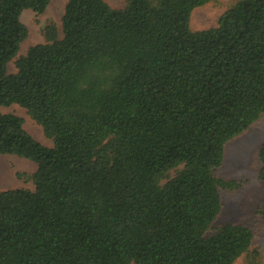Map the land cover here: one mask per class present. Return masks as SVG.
<instances>
[{
    "label": "trees",
    "instance_id": "16d2710c",
    "mask_svg": "<svg viewBox=\"0 0 264 264\" xmlns=\"http://www.w3.org/2000/svg\"><path fill=\"white\" fill-rule=\"evenodd\" d=\"M51 1L0 0V156L37 164L33 189L0 191V264H251L254 231L215 225L242 183L216 171L264 119V0L203 30L191 14L212 0H68L62 36L19 55L22 12ZM259 159L264 181V143Z\"/></svg>",
    "mask_w": 264,
    "mask_h": 264
},
{
    "label": "rangeland",
    "instance_id": "374dc122",
    "mask_svg": "<svg viewBox=\"0 0 264 264\" xmlns=\"http://www.w3.org/2000/svg\"><path fill=\"white\" fill-rule=\"evenodd\" d=\"M68 0H53L43 13L25 9L21 21L28 28V35L22 42L19 55L32 45L46 41L45 31L49 25H55L62 36L61 20ZM113 7L120 8L125 0H107ZM234 0H212L197 7L191 14V28L203 30L214 27L222 13ZM15 60L9 63V71H15ZM3 113H12L24 119V128L41 143L51 146L52 140L45 136L41 125L28 115L26 109L17 104L2 107ZM264 143V119L255 121L246 131L227 142L224 159L216 174L228 179H236L242 185L235 191L222 189V209L215 222L216 226L225 223H244L254 231L252 247L260 250L251 264H264V215L259 211L264 205V181L258 178L260 169L259 150ZM37 164L30 159L16 155L0 156V191L26 187L33 189L34 184L28 177L20 174H32ZM235 264H248L246 257H240Z\"/></svg>",
    "mask_w": 264,
    "mask_h": 264
}]
</instances>
